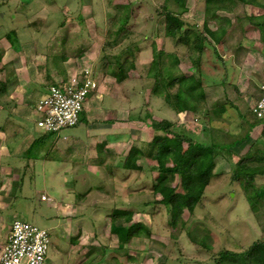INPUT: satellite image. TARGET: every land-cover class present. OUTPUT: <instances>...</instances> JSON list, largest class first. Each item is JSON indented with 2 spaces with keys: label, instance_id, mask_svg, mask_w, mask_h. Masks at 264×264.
Returning <instances> with one entry per match:
<instances>
[{
  "label": "rangeland",
  "instance_id": "374dc122",
  "mask_svg": "<svg viewBox=\"0 0 264 264\" xmlns=\"http://www.w3.org/2000/svg\"><path fill=\"white\" fill-rule=\"evenodd\" d=\"M3 1L7 4L9 0H0L1 54L13 50L10 41L16 44L14 39L18 33L26 45L21 49L23 61L29 60L30 63L42 64L46 55L51 53V61L56 64L62 56L70 60L80 59L93 72L104 75L118 74L122 64L126 77L149 75L154 78L153 48L165 52L160 59L161 67L170 64L167 54H176L179 57L177 68L185 72L192 66L191 59L197 56L189 48L165 36L164 7L167 6L169 11H180L176 4L168 0H11L8 7L1 3ZM257 1L260 5L229 0L224 2L226 6L219 7L221 10L208 13L205 0H185L180 17L184 29L189 27L201 32L206 26L220 36L219 42L207 46L200 58L201 72L207 78L202 82L206 88L205 97L194 95L192 104L196 107L195 102L199 103V112L189 117V133L195 138L200 132L201 135L208 133L219 147L215 177L193 212L185 211L177 224L172 226L166 208L159 204L154 207V202L161 196L153 194L150 185L146 186L143 195L134 198V205L143 207L150 202L152 208L147 209L150 216L138 215L135 222L150 229L151 236L128 239L123 237L128 224L123 225V222L112 221L109 215L106 216L109 207H118L114 204L117 199L113 195L110 179L94 178L89 181L90 185L77 188L82 198L87 190L93 189L86 204L97 203L91 220H77L85 232L92 227L96 233L81 238V233L76 235L77 225L71 219L57 218L56 211L40 200L42 194L52 193L53 199L59 202L62 195L58 189L61 187L50 188L41 177H37L30 186L24 187L22 194H16L11 212L16 213L21 221L48 231L51 244L45 264H214V259L223 250L241 254L252 243L264 242V197L252 203L248 199L251 191L245 192L241 180L233 181L237 163L250 157L248 167L262 171V175L254 176V186L264 191V139H260L262 136L258 134L263 130L254 122L246 100L251 95L256 96L254 77L258 75L254 76L257 73L251 69L249 62L258 56L256 51H251L262 48L255 43L259 37L258 30L264 28V0ZM7 35L9 38L5 40ZM18 46L21 44L18 43ZM239 57L243 59V65L250 68L236 67ZM260 62L264 64V60ZM261 72L264 74V69ZM238 73L243 76L244 82ZM223 78L226 82L224 93L219 86ZM242 83H250L251 89H244V93L240 94L237 85ZM153 86L152 80L144 85L147 91H152ZM168 91L170 95L174 94L177 86L164 92ZM163 99L158 97L151 112L171 121L175 114ZM223 102L226 112L221 116L218 108ZM201 112H208V122L205 115H199ZM193 120L197 122L192 124ZM31 126L37 134L42 132L36 127V121ZM66 130L61 133L73 129ZM178 132L181 133L180 130ZM51 136L54 137L53 134ZM167 164L170 165L169 162ZM116 167L121 168L120 165ZM78 172L77 169L75 173ZM121 174L120 170L119 176ZM159 176L157 174L156 178ZM169 185L182 192L178 176ZM91 211L86 215H90ZM5 221L7 227L9 221ZM58 224L65 235L58 233ZM112 227L117 231L113 232ZM101 257L103 261L99 262ZM237 258L240 260V257Z\"/></svg>",
  "mask_w": 264,
  "mask_h": 264
},
{
  "label": "crops",
  "instance_id": "0c3cea01",
  "mask_svg": "<svg viewBox=\"0 0 264 264\" xmlns=\"http://www.w3.org/2000/svg\"><path fill=\"white\" fill-rule=\"evenodd\" d=\"M8 2L7 4L5 1L1 3L8 7ZM46 7L48 9L49 4ZM258 35L255 44L261 45L262 48L260 51H257L259 49L251 51L252 53L256 51L258 57L249 62L251 69L253 68L257 73L254 76L258 75L254 77L256 88L253 90L256 91V94L259 85L264 82V74L261 72L264 69V64L260 62V60H264V28L262 31L258 30ZM4 38L6 40L8 37ZM20 38L16 33L14 39L16 44L8 39L12 44L11 47L13 46L11 52L5 51L1 54L0 50V250L8 237L11 222L16 218L19 219L16 213L11 212L13 202L17 198L16 194H22L24 187L30 186V183L34 182L37 177H41L43 183H46L50 188L61 187L58 189L59 194L62 195L59 202L53 199L52 193L42 195L51 197L54 200L53 203L42 201L41 198L40 200L47 203L48 208L56 211L57 218L71 219L74 225H77L76 235L81 233V238H83V236L95 235L96 232L92 227H88V232H85L84 227L80 225V222L77 223V220H91L93 212L96 211L93 208H96L97 203L86 204V199L91 196L93 189L87 190L84 194L85 197L82 198L83 195L77 191V188L80 185H82L81 187L90 185L89 181L94 178L100 180L101 177H107L112 183V192L117 199L114 204H118L116 205L118 207H109L107 217L112 213L111 210L130 211L134 222L138 215L150 216L147 209L152 208V204L147 202L143 207H136L134 198L143 195L146 186H152L157 174L160 175L158 169L162 167V164H158L148 157H141L136 162V168L139 170H128L123 165V161L133 146L145 152L147 144L156 135H162L161 131H155L151 127L152 122L167 121L172 124L173 133L202 145L214 144L208 133L201 135L200 132L197 138L189 133L188 128L191 127L189 117L198 114L199 103L195 102L196 107L192 104L193 108L190 111L177 113L167 103L164 95L153 93L151 89L148 91L145 89L144 85L151 80L153 84L155 82L151 76L126 77L119 82L112 74L104 75L97 71L93 72V69L83 64L85 62L82 63L80 59L70 60L62 56L56 64L51 61L53 57L51 53L46 55V60L42 64L33 61L30 63L29 60L23 61L21 49L23 45V47L26 45L25 41H21ZM18 43L21 44L20 47ZM171 55L179 58L176 54ZM242 60L241 57L238 58L237 64L235 63L236 67L239 69L241 67L242 69L250 68L243 65ZM191 67L188 72L177 68L174 75H190ZM85 69L91 70L99 87L89 96L78 124L70 128L73 129L72 131L61 133L66 128L53 134L54 137L51 136L52 134L43 132L37 134L34 127L31 126L37 119V102L46 96L50 86L66 84L74 76L81 77L82 71ZM240 75L239 78H242L241 81L244 82L243 76ZM201 77L202 82L203 79H207L203 72H201ZM223 80L219 85L222 93H224L223 86L226 83ZM237 87L239 89L237 92L240 94L244 93V89H251L250 83L247 85L238 84ZM205 89V85L202 84L203 95L201 97H205ZM158 97L164 98V104L173 110L175 114L173 120L161 119L160 115L152 114L151 107L157 103ZM253 98L254 96L251 95L246 99L248 105ZM218 112L224 116L226 112L224 102L219 105ZM199 115H205L207 122L210 120L208 112H201ZM196 122L193 120L192 124ZM68 130L69 128L66 131ZM179 130L181 133L178 132ZM168 137L172 138L173 135H168ZM201 138L204 140L201 141ZM183 146L182 152L187 149V142H183ZM169 163L170 165L165 163V167H171L172 163ZM116 165H120L121 168L119 169ZM77 169L79 172L75 173ZM120 170L122 172L120 176L123 178L119 176ZM48 181L51 183H47ZM89 211H91L90 215H86ZM6 219L9 221L7 227L5 226ZM58 230L60 236L65 235L59 224ZM61 240L64 241L62 238ZM100 259L102 260V257Z\"/></svg>",
  "mask_w": 264,
  "mask_h": 264
},
{
  "label": "trees",
  "instance_id": "16d2710c",
  "mask_svg": "<svg viewBox=\"0 0 264 264\" xmlns=\"http://www.w3.org/2000/svg\"><path fill=\"white\" fill-rule=\"evenodd\" d=\"M168 1L176 4L180 11H169L167 6L164 7L165 36L189 48L197 56L196 59H191L192 72L190 75H174V71L178 70V58L175 55L167 54L166 56L169 59L172 58L170 59L171 61H168L170 64H167V66L164 64L161 67L162 62L160 59L164 57L165 52L163 50L156 51L153 48L152 64L156 68V73L154 74L155 82L152 91L153 93H163L168 88L177 86V91L174 94L170 95L169 91L163 94L170 107L177 113H181L190 111L193 108L192 98H194V95L198 97L203 95L200 58L207 46L219 42L220 36L217 32L209 30L206 26L201 32L189 27L184 29V22L180 17L184 11L185 0ZM225 1L227 2L229 0H205L206 11L208 13H215L216 10H221L219 7H224ZM243 2L250 5H260L257 0H243ZM7 37L9 38V35ZM158 67L163 71H160ZM119 68V73L112 74V76L120 82L126 78V75L123 72L122 64ZM151 127L155 131H161L162 135H156L147 144L145 152L133 146L124 159L123 165L128 170H139L136 168V162L141 157H148L158 164H162V167L158 169L160 176L155 179L151 186L153 194L161 196L160 200L154 202V207L158 204L164 206L171 216V225L175 226L185 211L193 212L195 207L200 203L205 189L215 177L219 147L216 144L208 146L202 145L201 143L188 140V138L182 135L173 133L171 130L172 124L167 121L152 122ZM262 130L261 136L264 138V128ZM168 135H173V137L169 138ZM183 142H187V149L182 152ZM251 159L250 157L244 158L237 163L233 181H242L245 192L251 191L248 199L252 203H257L259 199L264 197V191L255 188L254 176L258 174L262 175V171L248 167L247 162ZM168 162L172 163L171 167H165V163ZM177 176L180 179L182 192H179L177 188L169 185ZM130 215V211L127 210H113L110 218L112 221H120L128 224L125 227L123 237L125 236L128 239L143 236L150 237L151 230L140 222H133ZM182 224L184 223L182 222ZM112 231L116 232L117 229L114 230V227H112ZM237 257H240V260ZM98 261L100 262L102 260L99 259ZM92 264L95 263L92 262ZM214 264H264V242L256 241L252 243L241 254H234L230 251L223 250L214 259Z\"/></svg>",
  "mask_w": 264,
  "mask_h": 264
},
{
  "label": "built area",
  "instance_id": "2783aa9c",
  "mask_svg": "<svg viewBox=\"0 0 264 264\" xmlns=\"http://www.w3.org/2000/svg\"><path fill=\"white\" fill-rule=\"evenodd\" d=\"M99 87L90 69L74 76L66 84L50 86L46 96L36 104V125L43 133L56 134L72 128L79 122L89 96ZM249 113L261 129L264 128V82L249 104ZM42 201L53 203L51 197L42 195ZM46 229L14 219L8 237L1 246L0 264H45L50 247Z\"/></svg>",
  "mask_w": 264,
  "mask_h": 264
}]
</instances>
